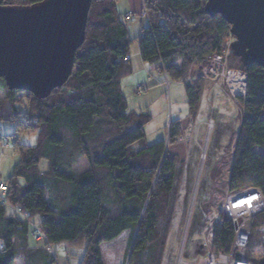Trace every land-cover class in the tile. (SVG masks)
I'll use <instances>...</instances> for the list:
<instances>
[{"label": "trees", "instance_id": "obj_1", "mask_svg": "<svg viewBox=\"0 0 264 264\" xmlns=\"http://www.w3.org/2000/svg\"><path fill=\"white\" fill-rule=\"evenodd\" d=\"M14 1L0 0V6H17ZM43 1L27 0L24 6ZM142 2L148 27L139 35V55L166 81L185 80L194 65L211 55L221 56L230 27L221 16L205 13V0ZM116 3L92 1L85 42L75 55L67 84L46 99L30 94L25 111L34 123L23 131L38 130L39 140L35 148L15 145L20 165L8 183L2 182L8 191L6 201L0 198V264H15L20 255L32 263L38 255L39 264H57L48 247L80 241L86 242L81 264H106L107 247L124 238L128 246L122 264H148L154 259L164 205L177 190L184 162L166 153V142L147 147L145 127L150 117L128 113L121 80L133 71L131 41L124 25L129 22L124 17L125 23L121 22ZM228 68L247 75L228 192L253 186L264 196V152H258L264 150V68L243 67L240 62L238 68ZM4 86L0 79V88ZM203 91V85L186 86L191 117L199 109ZM15 93L7 90L6 106L14 103L11 97ZM15 111L12 106L6 117L11 119ZM112 128L114 132L109 134ZM180 135L179 123L171 124L169 143ZM80 158L89 166L77 173L73 166ZM41 160L49 164L46 175L37 172ZM7 207L15 219H7ZM36 216L42 218L39 232L47 246L31 258L25 253L28 249L19 253L22 249L16 240L18 236L28 240L29 220ZM195 217L194 212L192 225ZM249 225L252 233L258 231L264 250V212ZM211 236L216 254L230 252L234 238L230 222L217 224ZM245 252L241 260L259 264L251 252L244 258Z\"/></svg>", "mask_w": 264, "mask_h": 264}, {"label": "rangeland", "instance_id": "obj_2", "mask_svg": "<svg viewBox=\"0 0 264 264\" xmlns=\"http://www.w3.org/2000/svg\"><path fill=\"white\" fill-rule=\"evenodd\" d=\"M25 1L27 0H15L14 4L24 6L27 4ZM143 9L142 0H117L116 3L117 15L121 22L126 15L134 16V20L129 23L123 21L128 32V39L131 41L130 55L133 71L122 78V93L127 101L128 113L145 115L151 119L145 127V145L150 147L158 142H166V153L184 162V170L177 190L166 203V207L164 205L165 217L158 228L154 259L148 264H177L185 222L202 163L200 183L191 215L193 217L195 212L196 217L194 224L190 223L182 253L184 264H197L206 254V248L203 247L206 214L211 210H220L229 193L228 179L235 151L233 150L234 139L237 138L243 117V105L241 100L237 102L233 100L221 84L215 86L211 82L200 80L193 86L184 85L170 79L166 81L162 74L146 64H144L145 68L136 67L137 62L143 63L137 54L139 35L142 29L148 27V21L146 17H143ZM230 40H234L233 37L229 36L225 44ZM225 44L221 56L226 58L227 66L238 68V60L233 57L231 51L228 53ZM193 67L191 75L196 74L199 65ZM167 82L169 87L166 85ZM198 85H203L204 91L197 113L190 118L186 86L195 88ZM141 86L144 91L137 93V89ZM6 96L7 89L4 86L0 88V105H2L0 106V139L9 140L7 145L0 147V180L4 183L12 179L16 168L20 165V157L15 145L35 148L39 140L38 130L23 131L31 128L34 123V119L28 115V110L25 111L32 96L17 92L11 97L14 103L7 104L8 106L4 102ZM12 106L17 109L15 113L12 112L14 117L11 119L15 118L13 120L6 117V112H10ZM197 115L198 119H196ZM178 121L187 129L170 144L168 139L170 123L174 124ZM210 123L211 131L208 127ZM113 132L112 128L109 134ZM106 135L103 139L107 140ZM258 152L263 153L264 150L258 149ZM88 166L87 160L80 158L73 166V170L81 173L86 171ZM37 172L40 175H46L49 172V164L46 160L40 161ZM6 215L7 219H15L16 216L9 207L6 208ZM41 220L39 216L29 220L26 242L21 236L17 237L16 245L22 249L19 253H24L23 249H28L25 253H30V257L33 258L34 253H41L42 248L47 246L42 233L39 232ZM127 241V238H124L121 242L107 247L106 264H122L127 253ZM85 247V241L75 245L65 242L48 247V251L56 257L57 264H81L86 252ZM247 252H251L257 263H264V250L258 231H253ZM37 256L32 263L27 261L25 256L20 255L15 264H39Z\"/></svg>", "mask_w": 264, "mask_h": 264}, {"label": "water", "instance_id": "obj_3", "mask_svg": "<svg viewBox=\"0 0 264 264\" xmlns=\"http://www.w3.org/2000/svg\"><path fill=\"white\" fill-rule=\"evenodd\" d=\"M93 0H44L31 6H0V79L8 91L46 99L73 75L85 42ZM205 13L230 27L232 55L243 67L264 68V0H205ZM198 171L183 238L194 209ZM183 253L180 249V254ZM178 256V258H179ZM178 262V261H177Z\"/></svg>", "mask_w": 264, "mask_h": 264}, {"label": "built area", "instance_id": "obj_4", "mask_svg": "<svg viewBox=\"0 0 264 264\" xmlns=\"http://www.w3.org/2000/svg\"><path fill=\"white\" fill-rule=\"evenodd\" d=\"M143 17L147 13L143 10ZM126 22L134 20L133 15L124 16ZM231 38V36H230ZM234 40L225 44L228 53ZM125 60H128L125 59ZM194 68V67H193ZM196 69V68H195ZM200 80L211 82L215 86L221 84L228 94L235 100H243L247 94V75L241 70L230 69L226 65V58L218 54L207 57L196 69L195 75H189L185 80L178 83L193 86ZM169 87V83H166ZM190 86V87H191ZM144 91L143 87L137 89V93ZM212 127V124L208 126ZM8 144V141L0 140V147ZM6 144V145H7ZM7 186L0 180V198L3 201L7 194ZM264 212V196L257 187H247L239 191L229 192L220 210H211L206 216V234L203 238V247L206 254L197 264H248L241 260V256L248 250L252 238V230L249 221ZM227 220L232 224L234 238L228 254H216L213 250L212 230L217 224Z\"/></svg>", "mask_w": 264, "mask_h": 264}, {"label": "crops", "instance_id": "obj_5", "mask_svg": "<svg viewBox=\"0 0 264 264\" xmlns=\"http://www.w3.org/2000/svg\"><path fill=\"white\" fill-rule=\"evenodd\" d=\"M137 54H139V50H138V52H137ZM131 56V55H130ZM140 56V55H139ZM130 63H131V66L133 67V65H132V59L130 60ZM137 66H139L140 68H145V65H144V63H140V62H137L136 63V67ZM152 68V67H151ZM198 115L196 116V119H198ZM190 118H192V117H190ZM179 122V121H178ZM172 123H170V125H171ZM240 126H241V123H240ZM179 127H180V131H181V133L183 134L184 132H185V130L187 129V127H185L182 123H180L179 122ZM236 139L237 138H235L234 139V148H233V150L235 149V144H236ZM257 150V149H256ZM230 168H231V165H230Z\"/></svg>", "mask_w": 264, "mask_h": 264}, {"label": "bare ground", "instance_id": "obj_6", "mask_svg": "<svg viewBox=\"0 0 264 264\" xmlns=\"http://www.w3.org/2000/svg\"><path fill=\"white\" fill-rule=\"evenodd\" d=\"M212 130V127L210 129V131ZM202 172V171H201ZM201 174V173H200ZM199 183H200V177H199ZM197 195V194H196ZM196 195H195V200H196ZM195 203V202H194ZM194 208V207H193ZM193 211V209H192ZM186 240H187V232L183 238V241H182V246H181V251H183L184 247H185V244H186ZM177 264H184V261H183V258H182V253L180 254L179 258H178V262Z\"/></svg>", "mask_w": 264, "mask_h": 264}]
</instances>
